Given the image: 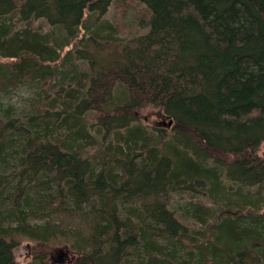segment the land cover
Segmentation results:
<instances>
[{"label":"trees","instance_id":"obj_1","mask_svg":"<svg viewBox=\"0 0 264 264\" xmlns=\"http://www.w3.org/2000/svg\"><path fill=\"white\" fill-rule=\"evenodd\" d=\"M263 143L264 0H0V264H264Z\"/></svg>","mask_w":264,"mask_h":264},{"label":"rangeland","instance_id":"obj_2","mask_svg":"<svg viewBox=\"0 0 264 264\" xmlns=\"http://www.w3.org/2000/svg\"><path fill=\"white\" fill-rule=\"evenodd\" d=\"M133 4V3H130ZM134 5V4H133ZM121 6V5H120ZM138 12V9L136 10ZM125 17V19L123 18ZM132 14L126 13L125 7L121 6L118 9H110V11L103 17L105 20H109L111 22H116V27L119 31L122 30L124 25L130 26V18ZM34 97V93L27 89L21 88L19 90H12L9 91L5 99L12 105H16L18 109H24L27 105L29 100ZM159 110H145L141 113V120L144 123H147L150 126H163L167 130L170 129L171 125H169L170 120H168L163 115L159 114ZM259 155L264 158V143L261 145L259 149ZM6 169L2 168L3 172H5L6 176L10 174L11 170L9 166H5ZM7 178H9L7 176ZM6 184V183H5ZM244 191V190H243ZM264 195V191H263ZM237 197H241L238 195ZM174 201L178 202L180 205H185V196H175ZM43 216H28V222L31 224H39L43 223L47 219H51L54 215H44ZM67 219V218H66ZM71 220L67 219L65 224L68 226L70 225ZM67 243L59 244L57 239H54L51 243L47 245H39L37 243H33L29 240H24L22 243L15 249V260L18 264H29L36 252L45 253V257L49 264H71L72 261L75 259V252L71 247L72 243L70 239H66ZM51 241V240H50Z\"/></svg>","mask_w":264,"mask_h":264},{"label":"water","instance_id":"obj_3","mask_svg":"<svg viewBox=\"0 0 264 264\" xmlns=\"http://www.w3.org/2000/svg\"><path fill=\"white\" fill-rule=\"evenodd\" d=\"M171 124H172V121L170 120L169 125H171Z\"/></svg>","mask_w":264,"mask_h":264}]
</instances>
